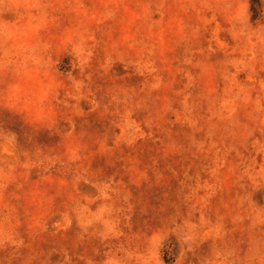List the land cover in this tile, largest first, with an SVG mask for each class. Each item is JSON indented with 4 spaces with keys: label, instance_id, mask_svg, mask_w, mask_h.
<instances>
[{
    "label": "rangeland",
    "instance_id": "374dc122",
    "mask_svg": "<svg viewBox=\"0 0 264 264\" xmlns=\"http://www.w3.org/2000/svg\"><path fill=\"white\" fill-rule=\"evenodd\" d=\"M0 264H264V0H0Z\"/></svg>",
    "mask_w": 264,
    "mask_h": 264
}]
</instances>
